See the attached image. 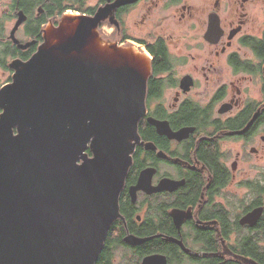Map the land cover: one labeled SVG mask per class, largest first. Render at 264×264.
<instances>
[{
	"label": "flooded vegetation",
	"instance_id": "1",
	"mask_svg": "<svg viewBox=\"0 0 264 264\" xmlns=\"http://www.w3.org/2000/svg\"><path fill=\"white\" fill-rule=\"evenodd\" d=\"M24 1L8 0L7 6L0 2V67L9 73H13L9 62L28 59L42 42V28L54 23L53 17L44 22L39 19L45 8L37 3L30 6L34 14L29 17ZM107 1L99 0L97 7ZM262 1L213 0V7L208 1V9H203L205 0H138L116 8L118 25L100 24V34L111 27L114 41L124 45L127 38L126 42L150 60L146 112L138 123L139 142L118 195V216L104 240L106 253L113 260L118 259L114 254L119 249L121 257L129 261L130 256L141 255L137 264L152 254L164 255L167 264H245L234 258L248 257L236 241L252 233L264 210L253 225L240 220L252 209L264 207L262 195L255 191L256 201H252L251 189L246 186H242L243 194L225 191L244 148L258 140L264 142V46L257 51L253 45L260 44L246 42L263 37L264 24L254 32L257 26H253L256 19L252 13ZM140 3V20L130 13L128 34L127 12ZM222 7H226V15ZM19 10L27 18L15 31V42L10 36L14 24L8 31L3 22L8 13L16 21ZM64 13L72 12L67 9ZM211 13L218 15L221 29L215 42L205 39ZM165 20L178 26L168 31ZM135 28L143 34L133 33ZM27 42L26 48L18 46ZM256 79L259 88L254 92L247 80ZM148 118L160 124L161 132ZM228 142L241 146L230 166V151L223 149ZM256 151L249 147L250 153ZM145 169H150L146 185L135 189ZM220 169L230 176L225 186H219L221 180L214 182ZM130 238L146 240L130 243Z\"/></svg>",
	"mask_w": 264,
	"mask_h": 264
},
{
	"label": "water",
	"instance_id": "2",
	"mask_svg": "<svg viewBox=\"0 0 264 264\" xmlns=\"http://www.w3.org/2000/svg\"><path fill=\"white\" fill-rule=\"evenodd\" d=\"M136 1L108 0L93 14L64 13L42 28V42L28 59L9 63L11 81L0 87V264H96L118 216L150 75L143 53L109 42L98 28L104 21L118 25L116 8ZM26 18L19 10L10 33L15 42ZM220 34L211 13L205 39L215 42ZM149 171L135 189L144 188ZM263 210L252 209L240 222L255 224ZM139 264L167 263L152 254Z\"/></svg>",
	"mask_w": 264,
	"mask_h": 264
},
{
	"label": "rangeland",
	"instance_id": "3",
	"mask_svg": "<svg viewBox=\"0 0 264 264\" xmlns=\"http://www.w3.org/2000/svg\"><path fill=\"white\" fill-rule=\"evenodd\" d=\"M195 1H197L198 3H201L204 0H195ZM205 1L206 2L204 4H202L203 5V9H208V8H206L208 1H209V4H210V7H213V0H205ZM224 1L225 0H223V2ZM0 2H2L3 4L6 3V6H7L8 0H0ZM87 4L91 5V6H97L99 4V0H88ZM2 5H0V10H2V7H3ZM142 5L143 4L140 3V5H138L136 8H134L131 12H130V10H128V12H127L128 15H127L126 25H127V33L128 34H130V32H131L130 31V13H131L132 18H136V21H139L140 20V18H139L140 13L143 10ZM225 8L226 7H222V10L224 11ZM252 10H253L252 13H254V17L253 18L256 19V22L254 23L253 26H257L253 30H254V32H258L260 30V28L264 24V1H262L258 6L257 5L254 6L252 8ZM70 12L74 13L73 10H70ZM164 14H166V13H164ZM223 15H226V11H224ZM0 16H2V13H0ZM14 22H15L14 18L13 19L12 18H6L5 21L3 22V25L9 31V28L12 27L13 24H15ZM110 25H112V24H110ZM163 25H165V27H166V29L168 31H171L169 27H177L178 26V25H176L173 22L168 21V20H165L163 22ZM24 28H25V26H24ZM111 29L112 28L109 27V26L105 27L103 29V35H102V37H104V39H110L111 41H109V42L114 41L113 40L114 39L113 38L114 33L111 31ZM20 30H22V29H20ZM22 31H20V34H22ZM100 32L102 33V30H100ZM132 32L135 33L136 35H142L143 34V31L137 30V28L133 29ZM5 34L8 35V33H5ZM126 39H124L125 40V44H124L125 46L133 45V44H130V42H128V41L126 42ZM236 42H238V41H236ZM119 45H123V44L119 43ZM144 54H146V53H144ZM12 74L13 73H9L6 70V68L0 67V86H3L4 84L10 82L11 78L10 79H8V78L12 77ZM247 84L250 85L252 91L257 92V90L259 88V80H257V79H256V81L247 80ZM252 146L257 148V151L255 153H250L249 152V147H252ZM223 149L225 151H230L231 157H229V160H228V164L230 166L231 162L234 159V154L236 153L237 150L241 149V146H239L238 144H236L234 142H228V143L225 144ZM238 160H237L238 161V165H237L236 171L234 172L233 180L226 187L225 193H227V194L228 193H235V192H238L239 194H243L246 191H245L244 187L239 185L240 181L246 180V179H251V178H253L255 176H258V175H260L259 177L261 179L264 176L263 175L264 174V142L261 141V140H258L257 144H253V145L249 144V145H247L244 148L243 157L238 159ZM261 174H262V176H261ZM115 253L116 254H114V258L118 257V259H114V263L115 264H127L130 261L136 262V257L135 256H130V261L128 259H126V258H122L121 257L122 251L119 250V249L116 250Z\"/></svg>",
	"mask_w": 264,
	"mask_h": 264
},
{
	"label": "trees",
	"instance_id": "4",
	"mask_svg": "<svg viewBox=\"0 0 264 264\" xmlns=\"http://www.w3.org/2000/svg\"><path fill=\"white\" fill-rule=\"evenodd\" d=\"M87 1L88 0H25L24 4L28 6L27 14L29 15V17H32L33 15L32 11L30 10V6L36 3L41 4L43 8H45V13H42L39 19L44 22L47 17H53V21L55 24L59 20L60 16L64 13V11L67 9L80 13L93 14L97 6L88 5ZM5 16L6 18H10L12 15L11 13H8ZM246 42L251 45L253 43L260 44L259 46L253 45L254 48L259 51V48H262L264 46V34L262 38L251 37L247 39ZM30 52H33V49ZM24 58L26 57H23V59ZM219 180L222 181L219 186H225L229 183L230 176L227 175V173L223 169H220L219 171L217 170L214 182L218 183ZM239 185L246 186L251 189L250 194L252 195V201H256L255 191L260 192L262 195V203H264V176L261 179H259L258 177H254L251 179L242 180L240 181ZM230 201L232 202L233 200L230 199ZM238 201H240V199H238ZM236 245L237 248L239 247L240 249L245 250L246 254L243 255H248V257L252 258L257 263L264 264V214L261 216L259 224L252 229V233L247 232L244 236H242L236 241ZM140 259L141 255L136 257V262L140 261ZM136 262L130 261V264H135ZM96 264H115L112 257L106 253L105 243L103 244L102 251L99 254ZM230 264L242 263L232 261Z\"/></svg>",
	"mask_w": 264,
	"mask_h": 264
},
{
	"label": "bare ground",
	"instance_id": "5",
	"mask_svg": "<svg viewBox=\"0 0 264 264\" xmlns=\"http://www.w3.org/2000/svg\"><path fill=\"white\" fill-rule=\"evenodd\" d=\"M80 14V13H79ZM131 46V45H130ZM133 48H134V46H133ZM134 49H136V48H134ZM138 51V50H137ZM144 56H145V58L147 57L145 54H144ZM147 59H148V57H147ZM13 72H14V70H13ZM145 112H146V109H145ZM145 114V113H144Z\"/></svg>",
	"mask_w": 264,
	"mask_h": 264
}]
</instances>
